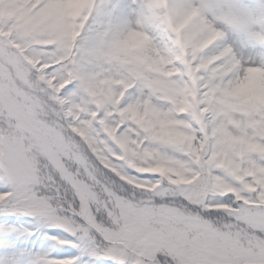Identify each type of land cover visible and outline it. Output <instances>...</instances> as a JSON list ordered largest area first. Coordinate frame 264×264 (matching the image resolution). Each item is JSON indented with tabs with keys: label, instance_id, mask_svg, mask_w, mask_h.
<instances>
[{
	"label": "snow or ice",
	"instance_id": "6c2138e0",
	"mask_svg": "<svg viewBox=\"0 0 264 264\" xmlns=\"http://www.w3.org/2000/svg\"><path fill=\"white\" fill-rule=\"evenodd\" d=\"M0 264H264V0H0Z\"/></svg>",
	"mask_w": 264,
	"mask_h": 264
},
{
	"label": "trees",
	"instance_id": "16d2710c",
	"mask_svg": "<svg viewBox=\"0 0 264 264\" xmlns=\"http://www.w3.org/2000/svg\"><path fill=\"white\" fill-rule=\"evenodd\" d=\"M55 254V253H54Z\"/></svg>",
	"mask_w": 264,
	"mask_h": 264
}]
</instances>
